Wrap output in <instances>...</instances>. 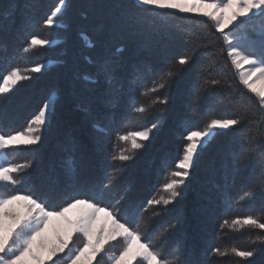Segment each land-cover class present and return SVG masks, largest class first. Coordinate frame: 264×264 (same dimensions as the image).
Returning a JSON list of instances; mask_svg holds the SVG:
<instances>
[{"label":"trees","instance_id":"16d2710c","mask_svg":"<svg viewBox=\"0 0 264 264\" xmlns=\"http://www.w3.org/2000/svg\"><path fill=\"white\" fill-rule=\"evenodd\" d=\"M127 2L66 0L62 26L48 29L43 20L59 0H14V3L13 0H0V83L13 68H20L23 73L24 69L37 63L51 62L42 73H24L34 78L18 83L6 100L0 97L3 102L0 126L8 133L22 131L38 114L50 93H55L58 98L51 122L42 131L38 144L10 153L17 163L33 161L21 188L45 192L55 187L58 192L62 191L67 160L73 157L77 179L84 192L88 186L99 185L109 175L114 177V182L106 189V201H115L124 194L126 200L122 201L121 207L128 209L130 203L136 206L135 215L128 216L131 226L136 229L138 225V230L146 233L157 247L166 244L168 252L178 246L182 264H201L210 245L222 251L232 247L259 249L247 262H241L229 252L225 257H213L210 264H264V245L251 242L256 235L262 234L260 230L229 226L233 219L248 215L257 216L264 222V189L257 187L252 198L238 200L243 191L257 183L255 179H239L227 189L231 207L226 208L221 165L227 159L228 136H218L200 154L187 187L167 206L169 211L164 212L165 206L160 204L141 212L149 199L170 195L163 185L173 178L172 172L179 170L176 164L182 159L184 146L188 143L184 137L188 131L202 130L211 118L207 114L210 107L214 108L216 118H229L240 108L242 94L245 103L248 97L254 102L256 98L240 84L238 73L225 54L210 69L211 78L219 79L221 86L209 85L196 100L194 90L202 83L197 77V69L209 64V52L219 51L200 46L208 42L205 37L214 40L220 36L212 22L202 15L164 9L158 10L166 14L164 21L156 17V22L152 23L153 18L148 17L133 30L121 7ZM32 35L52 39L54 43L24 53L23 48ZM117 47L123 51L113 55L114 60L128 65L137 62L151 65L155 74L131 92L136 104H128L130 89L125 79V95L120 106L105 108V115L97 114L99 100L90 98L92 83L85 76L94 78L101 54L112 55ZM194 49L193 62L178 71L170 88L147 91L154 87V81H159L162 72L169 70L180 56L193 53ZM179 68L175 65L173 70ZM146 91L147 94L142 95ZM165 92L168 103L162 105L159 100L164 99ZM154 100L157 103L153 104ZM139 104L147 108L143 116L134 111ZM86 107L91 108L92 115L84 110ZM109 117L114 123L108 125L106 133L99 131L108 124ZM157 120L159 126L152 131L148 141L142 142L145 146L134 154L126 153L133 156L132 160L110 159L129 147L117 140V133L141 131ZM185 121L191 126L185 128ZM120 168L123 171H118ZM77 198H87V195ZM59 199L57 195L55 201ZM177 217L176 228L165 233L163 230L176 223ZM121 221L124 222L123 212ZM63 261V258L58 259L56 264ZM169 264H175L171 257Z\"/></svg>","mask_w":264,"mask_h":264},{"label":"snow or ice","instance_id":"6c2138e0","mask_svg":"<svg viewBox=\"0 0 264 264\" xmlns=\"http://www.w3.org/2000/svg\"><path fill=\"white\" fill-rule=\"evenodd\" d=\"M65 7L66 0H59L51 14L43 20V25L48 29L61 27ZM121 7L128 26L133 30L139 28L148 17L153 18L152 23L156 22L154 19L156 17L164 21L166 14H161L158 10L170 9L206 17L220 36L214 40L205 37L208 42L200 46L219 51L209 52V64L197 69V77L202 83L195 88L194 98L199 100L202 90L209 85L221 86L219 79L211 78L210 69L217 60L223 59L225 54L232 67L237 70L240 84L256 98L254 102L248 97L245 103L242 94L240 108L229 118H216L214 108L210 107L207 114L211 118L202 130L188 131L184 137L188 143L184 146L182 159L177 161L176 166L179 170L172 172L173 178L163 185L164 191L170 195L166 198L149 199L141 212L149 206L160 204L165 206L164 212L169 211L167 206L176 201L187 187V181L200 154L221 135L228 136L229 146L227 159L221 165L224 170L225 206L231 207V197L227 189L239 179L257 181L237 197L238 200L252 198L255 188L264 189V0H128ZM230 25L232 29H229ZM53 43L52 39L32 35L23 52L32 53ZM122 51V48L117 47L112 55L101 54L95 77L85 76V79L91 80L92 83L89 89L90 98L99 100L97 114L105 115L103 111L105 108L116 109L120 106L125 95L123 83L125 79L130 89L128 104L129 106L136 104L131 92L135 87L144 84L150 75L155 74V69L151 65L141 62L128 65L114 60L113 55ZM194 51L195 49L193 53L180 56L169 70L159 75L158 82H153L154 87L147 91L155 92L157 89L170 88L178 71L193 62ZM175 65H179L180 68L174 71ZM44 70L43 63L24 69L23 73L20 68H13L3 76L0 97L6 100L18 83L34 78L24 73H42ZM227 87L231 88V85L228 84ZM147 91L142 95H146ZM57 102L55 93H50L43 106L39 108L38 114L28 121L27 127L22 131L8 133L0 126V264H56V261L62 258L67 260V264H92L93 261L100 264L97 257L103 256L106 246L117 239L122 240L124 246L118 255H109L111 264H132L133 261H136V264H169V257L175 264H182L178 246L168 252L166 244L157 247L153 240L147 238L146 233L138 230V225L136 229L131 226L132 221L128 216L135 215L136 206L130 203L128 209H123L121 204L126 200L124 194L115 201H106V189L112 185L114 177L109 175L105 181L99 185L88 186L87 192H84L77 179L73 157L67 160L62 191L58 192L55 187H50L45 192L34 191L31 187L21 188L28 178V170L31 169L33 161L17 163L14 156L10 157V153L38 144L42 138V131L51 122ZM152 103L155 104L157 101L154 100ZM159 103L162 105L168 103L167 92ZM2 109L3 102L0 101V110ZM84 110L92 115L90 107ZM134 111L138 116H143L147 108L139 104ZM112 123L114 120L109 117L108 124L99 131L106 133L109 130L108 125ZM159 123L157 120L141 131L117 133V140L129 144V147L121 149L118 155H113L110 159L122 162L132 160L133 156L126 153L134 154L142 149L145 146L142 142L150 139L152 131ZM190 126V122H184L185 128ZM118 171H123V168ZM127 191L128 189H125V192ZM57 195L60 196L59 201H55ZM81 195H87V198H77ZM101 203H105L106 206L101 207ZM61 204L63 206H60ZM122 212L124 222L121 221ZM99 213H103L104 219L98 224ZM178 222L179 217L176 223L170 224L168 229L163 231L167 233L174 230ZM229 226L260 230L262 234L256 235L251 242L264 245V222L259 217L253 215L237 217ZM81 238L83 246H74ZM209 248L201 264H210L213 257H225L229 252L241 262H247L259 250L256 247L249 250L232 247L230 250L222 251L219 247L211 245Z\"/></svg>","mask_w":264,"mask_h":264},{"label":"rangeland","instance_id":"374dc122","mask_svg":"<svg viewBox=\"0 0 264 264\" xmlns=\"http://www.w3.org/2000/svg\"><path fill=\"white\" fill-rule=\"evenodd\" d=\"M235 23V22H234ZM229 29H232V26L230 25L229 26ZM229 29H225V31H229ZM234 30V29H233ZM45 65V68L51 64L50 61H47L45 63H43ZM248 66L246 65L245 68H247ZM237 71V70H236ZM238 73V72H237ZM103 213H99L98 214V221L97 223H101L103 222ZM83 238H81L79 241H76L74 246H79V247H82L83 246V242H82ZM124 244H123V241L120 240V239H117L116 241H112L109 243V245L106 246V249H105V252L103 254V256H98L97 259L100 261V264H111V261H109L108 257L109 255H112V254H116L118 255L119 252L122 250ZM65 261L59 263V264H67V260L64 259ZM104 260H106L105 263H102ZM92 264H96L95 261L92 262ZM132 264H136V261H133Z\"/></svg>","mask_w":264,"mask_h":264}]
</instances>
